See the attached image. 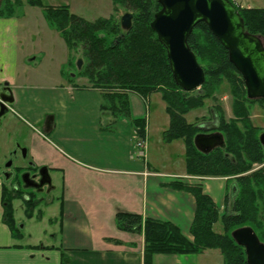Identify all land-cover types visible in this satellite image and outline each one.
Returning <instances> with one entry per match:
<instances>
[{
    "label": "crops",
    "instance_id": "1",
    "mask_svg": "<svg viewBox=\"0 0 264 264\" xmlns=\"http://www.w3.org/2000/svg\"><path fill=\"white\" fill-rule=\"evenodd\" d=\"M239 2L240 8L251 9L248 0ZM51 35L49 39L57 43L58 36ZM36 36L20 34L16 20L0 19V86L6 84L9 88L13 99L10 110L15 116L36 129L40 141L35 140L31 146L35 164L46 166L51 179L55 174L61 175L57 199L52 197L46 207L40 206L37 215H33L41 222L47 212L50 217L46 220L58 226L61 241L59 248L16 245L24 235L13 238L4 224L0 181V225L7 227V232H0V264H62V260L66 264H144L142 236L118 231L114 220L117 213L169 222L192 241L190 227L195 200L190 193L174 190L170 184L201 188L221 210L226 179L198 178L185 173L180 159H184L183 143L162 142L169 118L160 94L143 99L128 93L129 118L114 121L108 112L101 110L102 93L86 86L85 78L77 79L83 86L65 82L59 67L52 80L40 78L34 62L40 56L52 57L55 52L49 45L45 54L41 46L44 40ZM58 46L66 55L60 62L63 66L68 50L62 42ZM135 120L144 123V157H138L134 145ZM150 134L159 138L160 147H164L158 163L161 166L148 159ZM173 144L180 164L172 170ZM52 187L51 193L56 191L53 184ZM150 264L213 263L203 253L155 255Z\"/></svg>",
    "mask_w": 264,
    "mask_h": 264
},
{
    "label": "trees",
    "instance_id": "2",
    "mask_svg": "<svg viewBox=\"0 0 264 264\" xmlns=\"http://www.w3.org/2000/svg\"><path fill=\"white\" fill-rule=\"evenodd\" d=\"M240 15L244 30L264 40V9H244L233 0H228ZM118 8L132 12L131 28L123 31L120 22L111 18L88 22L71 14L68 7H45L39 0L28 4L40 8L46 24L56 31L68 52H79L84 61L74 78H85L91 88L102 93L101 110L108 112L114 121L129 118L127 94L134 93L145 99L160 94L165 104L169 125L162 133V142L169 144L181 141L184 145L185 173L204 178H225L235 183L234 199L230 211L219 212L213 201L199 187H186L172 183L174 190L190 193L195 200V214L190 227L192 241L187 239L169 222L143 219L132 213H117L115 227L118 231L143 237V263L150 264L155 255L197 256L207 250H218L223 264H247L243 248L237 246L231 233L249 227L264 245V172L251 171L252 165L264 163V152L259 144V132L249 118V106L255 102L246 98L243 80L229 63L227 52L203 24L197 25L187 40L190 51L202 68L204 84L193 92H183L173 82L166 52L158 43L150 25L160 11L158 0H112ZM11 0H3L0 18H9ZM5 12V14H4ZM71 66L69 60L68 66ZM62 77L68 82L73 78L62 69ZM226 81L230 87L233 118L225 122L223 112L217 115L215 132L222 136L223 144L208 154L200 153L194 139L202 129L188 124L184 116L201 109L206 99ZM138 138H144V123L132 122ZM248 173V174H247ZM228 198L225 194L224 206ZM3 221L13 238L21 237L15 225L13 198L2 189ZM30 218V213H25ZM220 222L224 234L213 232L212 227ZM62 264H66L62 260Z\"/></svg>",
    "mask_w": 264,
    "mask_h": 264
},
{
    "label": "rangeland",
    "instance_id": "3",
    "mask_svg": "<svg viewBox=\"0 0 264 264\" xmlns=\"http://www.w3.org/2000/svg\"><path fill=\"white\" fill-rule=\"evenodd\" d=\"M29 0H11L13 6L11 10V16L6 19H13L16 20L17 24L19 25V32L20 34L24 35H32L34 38H38L36 35H39V39L42 38L44 40L41 43L42 48L45 51L50 45V49L55 54L51 56H45L43 59L41 56L36 59L34 64L38 65L36 68V72L38 73L40 78L47 80H52L56 76V72L58 71V67L60 68V71L63 69L64 72L67 74H70L73 78L72 82L73 84H77L79 86H83L86 84V86H89L86 79L85 84L84 83H77L78 78L75 77V71L76 68V61L82 60L79 52H68L67 59L65 61V64L63 66L60 65V62L65 59L66 55L64 56V50L63 52L60 51V48L58 44L62 42L60 35L50 29V27L46 24V21L43 16V11L40 8L30 6L28 4ZM40 3L45 7H52L57 8L61 6H66L69 9V12L71 14H74L85 21L88 22H94L98 19H115L120 22V19L125 14H132L130 10L118 8L115 6L112 2V0H39ZM251 8L253 9H264V0H248ZM235 4L237 6H240L239 0H234ZM3 0H0V10L2 8ZM5 14V12H4ZM5 19V18H0ZM44 24L46 26H44ZM48 30L41 32V29ZM53 32V33H49ZM51 34L57 35L59 40H57V43L54 41H51L49 39V36L51 37ZM65 49V46H64ZM41 58V59H40ZM69 60L71 61V66H68ZM63 62V61H62ZM84 64V61L82 60V65ZM61 67H60V66ZM65 82H68V77H63ZM1 87V86H0ZM262 101V100H258ZM232 104H233V98L231 94L230 87L226 81H222L221 85L217 88L216 92L213 94V99L209 98L204 101V106L201 109H196L191 112H189L187 115L184 116L185 121L188 124H193L198 126V128H201V133H205V135H209L211 133H214L215 126L217 123V115L215 114L214 110L216 112H219L218 110H221L223 112V118L225 122H229L232 118ZM218 110H217V109ZM13 111V110H12ZM14 113V114H13ZM7 112L0 118V170L3 169L5 164L8 162V155L9 153L16 147L20 146L22 148H25L28 150V158L32 159V153H31V146L34 144L35 140H38V136L36 134V129L32 126H29L25 121L19 120L15 115L16 113L13 111ZM249 118L251 121V124L253 127L257 128L259 134L264 133V102H255L251 106H249ZM121 120V118H119ZM168 119V117H167ZM160 139L156 138L155 135H151L148 139V159L151 161L153 165H157L159 163V159L161 156V153L163 151L164 147H160L159 144ZM180 144V143H177ZM175 145L173 144L170 149L172 160H174L172 170L177 169L180 160H179V153L174 149ZM183 162L182 169L184 168V159L180 158ZM35 161V160H34ZM37 163V162H36ZM158 166H161L158 164ZM257 170H262L264 172V163L260 165H252L251 171L249 172H255ZM248 174V173H247ZM198 178H204V177H198ZM1 179V176H0ZM225 179V178H223ZM227 188H226V195L228 198V205L227 208L225 206L223 209L219 210V212L222 214L223 212L230 211L232 201L234 199V193H235V183L232 180L226 179ZM52 184L56 187V191L50 193V197H54L57 199L59 193H60V184H61V175L55 174L52 176ZM234 189V192L232 194V191ZM13 209L15 210V225L20 226L21 228V236L24 235V239L21 241H16V245L18 246H24V245H38L39 248H45V247H55L59 248L60 246V235L57 231L58 226L50 225L47 222V216L49 214L46 212L43 220L40 222L37 219L34 218L31 220H28L25 218L23 214V208L18 203H13ZM55 211V210H54ZM47 214V215H46ZM45 218V219H44ZM41 219V218H40ZM115 220V216H114ZM212 230L214 233L223 235L224 230L222 227V224L220 222L216 223ZM7 232V227L4 225H0V232ZM254 232V231H253ZM2 234V233H1ZM232 234V233H231ZM135 235V234H133ZM143 238V237H142ZM59 244V245H58ZM206 254L210 261H212L213 264H223V258L218 250H207L203 252ZM202 253V254H203ZM201 255V254H200Z\"/></svg>",
    "mask_w": 264,
    "mask_h": 264
},
{
    "label": "water",
    "instance_id": "4",
    "mask_svg": "<svg viewBox=\"0 0 264 264\" xmlns=\"http://www.w3.org/2000/svg\"><path fill=\"white\" fill-rule=\"evenodd\" d=\"M158 4L160 11L155 14L150 28L166 52L177 88L189 93L204 84V72L187 44L194 28L203 24L227 52L229 63L243 80L246 98L249 101L264 100V40L245 32L240 15L228 0H158ZM131 21L132 14L123 15L121 29L129 31ZM81 67L82 60L79 59L76 68L80 70ZM4 87L7 88L6 84ZM6 91L8 96L0 94V118L13 102L10 90L7 88ZM258 141L264 152V133L259 134ZM222 144L219 134L198 135L194 139L195 148L203 154ZM45 171L49 178L47 169ZM231 238L243 248L247 264H264V245L251 228L237 229Z\"/></svg>",
    "mask_w": 264,
    "mask_h": 264
},
{
    "label": "flooded vegetation",
    "instance_id": "5",
    "mask_svg": "<svg viewBox=\"0 0 264 264\" xmlns=\"http://www.w3.org/2000/svg\"><path fill=\"white\" fill-rule=\"evenodd\" d=\"M7 88L1 86L0 94L8 96ZM23 149L25 148L16 146L9 153L7 164L0 170V181L2 189L12 196L13 203L22 206L24 215L25 213L31 214L30 218L25 216L26 219L31 220L34 214L37 215L40 206L46 207L52 201L49 195L53 187L49 169L44 165H36L28 158V150ZM7 165L9 167H6ZM45 169H47L49 178Z\"/></svg>",
    "mask_w": 264,
    "mask_h": 264
},
{
    "label": "built area",
    "instance_id": "6",
    "mask_svg": "<svg viewBox=\"0 0 264 264\" xmlns=\"http://www.w3.org/2000/svg\"><path fill=\"white\" fill-rule=\"evenodd\" d=\"M134 145L137 150L138 157H144V151L146 149L145 141L143 139H138Z\"/></svg>",
    "mask_w": 264,
    "mask_h": 264
}]
</instances>
